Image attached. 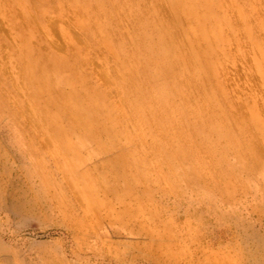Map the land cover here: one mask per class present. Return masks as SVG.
I'll list each match as a JSON object with an SVG mask.
<instances>
[{
	"label": "rangeland",
	"instance_id": "obj_1",
	"mask_svg": "<svg viewBox=\"0 0 264 264\" xmlns=\"http://www.w3.org/2000/svg\"><path fill=\"white\" fill-rule=\"evenodd\" d=\"M41 1L23 0L20 5L18 0H0V264H264V147L255 130L252 143L260 162L250 166L253 161L247 157V169L218 135L221 118L212 116L200 137L222 142L226 164L236 173L219 176L214 167L204 172L205 179L192 175L170 186L152 182L140 209L134 197L121 198L123 182L132 172L115 176L105 168L127 145L82 140L71 166L55 133L56 128L69 132L70 126L55 127L48 116L35 113L32 89L25 82L30 66L20 56L30 51L48 65L50 55L69 60L82 49L78 72L87 86L99 87L120 105L117 60L83 34L72 0H47L50 8L43 17ZM130 1L138 13L161 19L183 42L181 28L186 29L188 20L177 19L165 0ZM220 1L219 11L230 26L224 27L226 41L218 49L208 85L221 88L219 98L230 116L246 119L255 113L264 122V0ZM118 7L111 32L131 49L133 17L124 5ZM247 26L259 47L247 36ZM193 96L200 99L196 92ZM220 104L217 110H222ZM141 148L154 156L148 146ZM165 153L172 162L174 156ZM200 156L211 163L204 149ZM182 167L174 163L176 175ZM85 173L96 179L95 205L80 189ZM143 187L138 184L133 193L144 196Z\"/></svg>",
	"mask_w": 264,
	"mask_h": 264
},
{
	"label": "bare ground",
	"instance_id": "obj_2",
	"mask_svg": "<svg viewBox=\"0 0 264 264\" xmlns=\"http://www.w3.org/2000/svg\"><path fill=\"white\" fill-rule=\"evenodd\" d=\"M19 1L23 3V0ZM54 1L59 4L60 0ZM72 1L71 5L80 12L78 25L85 32L83 34L95 44L104 45L117 60L119 76L115 80L122 93L121 104L109 101L99 87L87 86L85 75L78 72L82 49L69 60L50 55L45 58L50 62L48 65L37 61L30 51L23 50L20 56V61L30 66L25 73V82L32 89L35 113L48 116L55 127L67 122L70 126L69 132L56 128L55 133L63 141L61 151L67 154L71 166L74 167L78 160L76 146L82 140L127 145L105 168L115 176L132 172L131 179L123 182L121 198L134 197L140 209L150 196L148 185L152 182L170 186L173 181L187 180L192 175L205 179L204 172L214 167L219 176L236 173L226 164L222 142L200 137L207 121L214 115L222 120L216 129L226 147L245 162L247 169L258 166L260 157L258 147L256 149L252 143L253 131L261 137L264 147V122L255 113L248 117L251 121L230 116L219 98L223 93L221 88L208 85L214 77L218 49L226 41L224 27L230 26L227 16L219 11L220 0H165L177 19L188 20L186 29L181 28L185 37L182 44L177 41L181 40L177 30L174 31L175 39L168 25L154 14L147 17L148 13H138L133 1ZM46 5L47 0L40 2L41 16L50 8ZM118 5H124L133 17L131 49L114 39L111 32ZM239 12L242 18L245 17L243 11ZM100 17L103 20H99ZM245 32L253 45L259 47L250 27L247 26ZM194 92L200 95L199 100L193 96ZM218 102L222 110H217ZM38 105L42 106L39 111L36 109ZM129 124L134 130H129ZM143 145L148 146L154 156L144 152ZM202 149L211 157V163L200 156ZM165 150L170 152L172 159L174 156L176 162L166 158ZM247 157L253 161L250 166L246 164ZM174 163L183 165L179 176L174 172ZM166 164L169 169L164 171L163 165ZM190 164H193L191 168ZM100 180L102 182L101 177ZM95 181L85 173L84 186L80 187L90 205H95ZM138 184L144 185V196L133 193Z\"/></svg>",
	"mask_w": 264,
	"mask_h": 264
}]
</instances>
